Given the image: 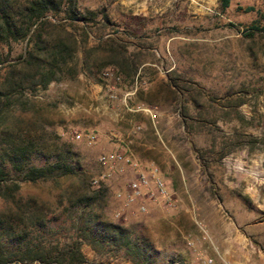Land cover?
Returning <instances> with one entry per match:
<instances>
[{"label": "rangeland", "instance_id": "1", "mask_svg": "<svg viewBox=\"0 0 264 264\" xmlns=\"http://www.w3.org/2000/svg\"><path fill=\"white\" fill-rule=\"evenodd\" d=\"M80 4L93 9L100 0ZM247 7L252 10L244 11ZM105 11L120 29L135 27L137 35L150 36L160 28L151 35L159 37L153 54L145 51L139 58L148 65L132 78L100 68L95 55L85 53L97 44L89 38L75 51L63 77L26 92L29 110L12 108L9 113L17 130L37 143L31 163L42 165L67 151L76 174L20 181L16 195L42 201L49 218L67 219L66 199L103 192L99 215L132 228L147 244L148 264H206L207 259L210 264H233L218 260L217 238L227 248L228 259L234 256V238L243 240V254L250 258L240 255L236 264H252L257 253L264 256V36L245 38L242 33L251 25L264 26L259 17L264 0H230L223 11L218 0H176L171 11L145 17V25L129 20L134 16L117 6ZM23 46H1V57L11 59ZM169 68L180 74L179 84L186 90L182 98L197 124L191 136L179 94L167 84ZM74 132H91L95 140L75 139ZM211 142L216 152L207 158L214 161L205 167L198 150ZM105 152H120L141 169L157 167L173 193L174 206L149 198L122 206L115 192L135 169L121 163L110 169L101 165L97 156ZM139 203L144 212L137 209ZM7 206L0 199V210ZM79 249L85 264H132L120 256L97 254L85 242Z\"/></svg>", "mask_w": 264, "mask_h": 264}, {"label": "trees", "instance_id": "2", "mask_svg": "<svg viewBox=\"0 0 264 264\" xmlns=\"http://www.w3.org/2000/svg\"><path fill=\"white\" fill-rule=\"evenodd\" d=\"M229 1L218 0V9L225 10ZM105 8L100 5L90 9L82 6L80 0H0V47L11 42L24 43L11 59L0 54V199L8 204L6 210H0V264L7 261L85 264L79 249L82 242L97 254L120 256L132 264H148L147 244L138 234L99 215L103 192L77 193L66 199L67 219L49 218L42 209V201L16 195L20 181H45L76 174L67 151L42 165L31 163L32 155L38 152L37 143L17 130L9 113L12 108L29 110L26 92L44 89L49 82L63 77L66 69H70L67 65L75 51L84 47L89 38L97 44L85 48V53L95 55L93 59L100 68L109 67L125 78H132L143 51L153 48L159 38L151 37L159 27L149 31L150 36L137 35L135 27L120 29ZM259 17L264 20V13ZM129 20H136L137 25L148 21L142 17ZM254 35L264 36V26L251 25L242 33L245 38ZM86 59L83 55L81 62L85 64ZM180 79L176 70H167V84L179 94L181 116L191 136L197 124L188 114L189 103L182 98L186 90L181 88ZM214 149L215 143L211 142L207 148L198 150L205 167L214 161L207 158L208 153L216 152ZM60 237L67 239L62 242Z\"/></svg>", "mask_w": 264, "mask_h": 264}, {"label": "built area", "instance_id": "3", "mask_svg": "<svg viewBox=\"0 0 264 264\" xmlns=\"http://www.w3.org/2000/svg\"><path fill=\"white\" fill-rule=\"evenodd\" d=\"M73 137L75 139L82 138L87 143H92L95 140V135L91 132L85 134L74 132ZM97 160L101 165L108 166L109 169L116 163L130 165L135 169L133 176L126 180L124 188L115 192V198L119 200L122 206H129L137 200L144 201L148 198L168 208L174 206L175 198L173 193L167 189L159 175L157 167L154 165H149L144 169L138 168L129 157L120 152L101 153L97 156ZM104 175L106 174H102V177ZM137 209L140 212H144V204L139 203ZM118 215V212H115V216ZM210 263L211 259H207L206 264Z\"/></svg>", "mask_w": 264, "mask_h": 264}, {"label": "crops", "instance_id": "4", "mask_svg": "<svg viewBox=\"0 0 264 264\" xmlns=\"http://www.w3.org/2000/svg\"><path fill=\"white\" fill-rule=\"evenodd\" d=\"M176 0H100V5H105L106 8L114 5L119 7L122 10H125L127 13H130L134 17H142L145 18L147 16H161L166 12H169L173 9V4ZM105 8V10H106ZM144 52V51H143ZM146 52H150L153 54L154 47L146 49ZM144 65H148L147 62L139 61L138 68H142ZM215 242L219 244L218 260L230 261L236 264L238 259L241 258H250L249 256H244V242L243 240H239L238 238H234V256L232 259H228V254L226 253L227 248H222L223 241L217 238ZM233 250V249H232ZM241 255V256H240ZM244 256V257H243ZM214 261L217 259L214 255L212 257ZM228 259V260H227ZM252 264H264V256L257 253L254 258L250 259Z\"/></svg>", "mask_w": 264, "mask_h": 264}]
</instances>
